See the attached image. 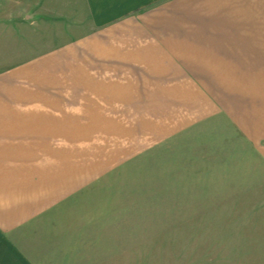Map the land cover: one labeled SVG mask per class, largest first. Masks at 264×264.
Listing matches in <instances>:
<instances>
[{
	"label": "crops",
	"instance_id": "crops-1",
	"mask_svg": "<svg viewBox=\"0 0 264 264\" xmlns=\"http://www.w3.org/2000/svg\"><path fill=\"white\" fill-rule=\"evenodd\" d=\"M75 7L74 37L0 73V264H35L16 232L200 129L219 128L241 147L220 191L251 209L264 246V0Z\"/></svg>",
	"mask_w": 264,
	"mask_h": 264
},
{
	"label": "rangeland",
	"instance_id": "rangeland-1",
	"mask_svg": "<svg viewBox=\"0 0 264 264\" xmlns=\"http://www.w3.org/2000/svg\"><path fill=\"white\" fill-rule=\"evenodd\" d=\"M43 4L0 0V73L74 37L75 0ZM218 129L170 139L113 169L16 232V243L35 264H264L251 209L220 191L241 147Z\"/></svg>",
	"mask_w": 264,
	"mask_h": 264
}]
</instances>
